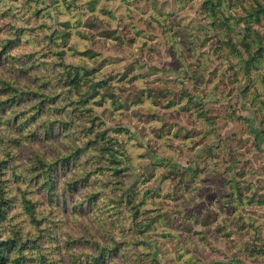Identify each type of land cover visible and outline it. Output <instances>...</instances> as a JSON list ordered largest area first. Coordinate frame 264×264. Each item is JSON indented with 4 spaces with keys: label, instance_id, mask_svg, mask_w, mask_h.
<instances>
[{
    "label": "rangeland",
    "instance_id": "obj_1",
    "mask_svg": "<svg viewBox=\"0 0 264 264\" xmlns=\"http://www.w3.org/2000/svg\"><path fill=\"white\" fill-rule=\"evenodd\" d=\"M261 43L264 0H0L5 264H264Z\"/></svg>",
    "mask_w": 264,
    "mask_h": 264
},
{
    "label": "trees",
    "instance_id": "obj_2",
    "mask_svg": "<svg viewBox=\"0 0 264 264\" xmlns=\"http://www.w3.org/2000/svg\"><path fill=\"white\" fill-rule=\"evenodd\" d=\"M263 7V5H261ZM263 44L261 47H264V43H261ZM15 241H18V237H15L14 238ZM10 241H14V240H10ZM12 255V251L8 248H4V247H0V264L2 263H7L9 262V259H10V256Z\"/></svg>",
    "mask_w": 264,
    "mask_h": 264
}]
</instances>
